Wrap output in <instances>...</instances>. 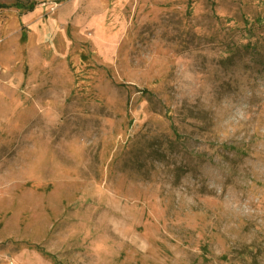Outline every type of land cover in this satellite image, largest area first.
I'll use <instances>...</instances> for the list:
<instances>
[{"label": "rangeland", "instance_id": "rangeland-1", "mask_svg": "<svg viewBox=\"0 0 264 264\" xmlns=\"http://www.w3.org/2000/svg\"><path fill=\"white\" fill-rule=\"evenodd\" d=\"M0 4V264H264V0Z\"/></svg>", "mask_w": 264, "mask_h": 264}, {"label": "trees", "instance_id": "trees-1", "mask_svg": "<svg viewBox=\"0 0 264 264\" xmlns=\"http://www.w3.org/2000/svg\"><path fill=\"white\" fill-rule=\"evenodd\" d=\"M16 7H18L21 10H24L25 12H31L34 10V4H30V5H24V4H17ZM5 8V5H1L0 4V9Z\"/></svg>", "mask_w": 264, "mask_h": 264}]
</instances>
